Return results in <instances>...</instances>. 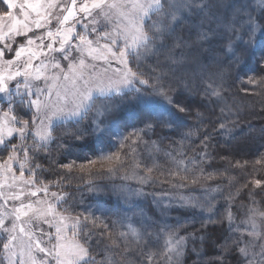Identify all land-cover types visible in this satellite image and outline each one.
Instances as JSON below:
<instances>
[{
  "label": "snow or ice",
  "instance_id": "obj_1",
  "mask_svg": "<svg viewBox=\"0 0 264 264\" xmlns=\"http://www.w3.org/2000/svg\"><path fill=\"white\" fill-rule=\"evenodd\" d=\"M0 3L9 9L0 15V20L7 16L14 21L9 26L8 33L0 30V42L9 33L27 35V32L33 30L24 22L29 20L25 8L31 9L38 17L30 23L36 29L45 27V35L51 41L45 45L43 36L30 37L27 40L28 45L34 44L35 40L40 41L37 45L39 55L45 56L47 62L41 60L38 65L33 66V60L39 59V55L29 50L28 58L17 65L15 70H11V66L20 61L25 53V45H20L14 60L4 61L9 66V71H0V150L7 152L6 159L0 161V264H96V258L90 250L87 229L90 223L98 226L99 218L91 213L73 217L59 212L56 205L63 203L65 196L56 192L49 193V184L37 180L36 171L40 169V165L32 164L33 157L30 153L46 148L54 139L53 132L57 121L80 122L93 109L97 116L103 115L112 108L107 102L108 99L113 96L123 98L126 92L134 93L131 102L153 117L157 123L165 127L177 124L182 114H187L189 109L174 99L171 87L166 86L165 77L169 70L163 67L153 68L152 72L156 74L146 79L140 68L147 57L158 54L166 46V37L175 32L176 25L183 20L185 13L190 12L193 6L205 11V0H195V3L194 0H80L79 5L78 0H0ZM260 3L264 4V0H260ZM17 7L23 12L24 21L17 20L12 14L11 10ZM52 20L57 24L55 30L47 27ZM17 24L22 27L17 29ZM244 25L249 33V39L245 43L253 46L257 33L262 29L250 15L242 23ZM77 26L80 31H77ZM237 39L241 37L237 36ZM57 43L58 47H54ZM5 48L11 50L10 44L0 47V58L3 57ZM73 52L77 55L73 56ZM228 52H233L231 43L228 45ZM49 53L52 55L49 56ZM56 53H59V57ZM88 59H102L108 68L97 71L96 65L88 63ZM167 59L171 64L178 63L172 56ZM61 60L68 62L67 69L61 65ZM112 61L119 67L112 68ZM235 62H240L239 56L235 57ZM49 69L55 71L49 72ZM109 69L112 70L111 75L108 74ZM37 81H43V86L37 84ZM248 83L258 82L249 77ZM141 86H147L151 91H146ZM205 92L221 97L220 90L211 82L207 83ZM99 98H105V102L97 105ZM3 104H7V108ZM18 104L31 111V122L15 114ZM200 115L197 113L198 117ZM152 126L151 123L146 124L148 129ZM220 128L231 131L223 123ZM95 131H103L98 121ZM141 131L143 129L124 137L120 147L123 148L124 141L127 140L135 145L136 139H140ZM187 135L191 136L193 133ZM14 136L19 143H11ZM29 137L31 144L28 143ZM144 143L147 144L146 141ZM153 150L159 151L154 142L149 151ZM131 151L135 152L136 148L131 147ZM101 152L98 160H89L88 164L96 165L99 162L101 171L114 173L117 169L111 165L113 162L121 163L119 152ZM168 155L171 156V153ZM203 155L207 157L206 152ZM172 160L175 170L168 169L167 175L181 181L173 187L183 188L186 186L183 182L189 181L188 175H181V172H188L187 163L174 157ZM256 163H264V159L257 160ZM13 164L18 167L19 175ZM105 164L109 166L105 168ZM62 167L69 172L74 167L82 172L89 171L86 165L76 166L75 161ZM134 167H143L145 175L139 176L138 180L148 183L152 180L151 174L159 165L153 162L152 166H145L136 162ZM26 170L29 173L27 179ZM190 182L197 184L199 179L193 176ZM51 183L60 186V181ZM252 183L260 186L264 181L254 179ZM206 191L209 193L206 197V208L183 196L180 200L185 206L199 207L211 212L215 199L211 194L219 189ZM41 193L45 198H40ZM49 194L52 200L47 199ZM33 197L36 199L33 200ZM249 212L247 219L241 223L250 226L251 230H241L237 226L235 230L239 235L234 243L245 259V264H264V242L259 243V250H256L257 241L264 238V231L254 218L256 215L264 218V212H257L255 208H250ZM226 218L231 227V211H228ZM100 223L103 224V221ZM41 224L54 228V232H45L40 227ZM107 227L104 224V228ZM127 228L129 231L120 232L119 236L126 238L130 234L139 243L142 239L140 230L132 224H128ZM245 236L251 239L246 240ZM185 241L186 237L181 236L178 230L165 233L163 250L160 253L149 250L146 253L147 261L149 264L157 261L158 264V261L163 260L164 264H168L173 256L181 255ZM111 243L119 246L115 240Z\"/></svg>",
  "mask_w": 264,
  "mask_h": 264
},
{
  "label": "rangeland",
  "instance_id": "obj_2",
  "mask_svg": "<svg viewBox=\"0 0 264 264\" xmlns=\"http://www.w3.org/2000/svg\"><path fill=\"white\" fill-rule=\"evenodd\" d=\"M79 2L80 0H78V5ZM231 4H233V2ZM261 5L260 0H238L235 7L240 8L243 12L244 22L248 19L249 15L253 16V12H255V10L258 11ZM227 6H230L227 0H205V11L202 12L198 7L193 6L190 12L185 13L183 20L176 25L175 32L171 36L166 37V46L162 48L158 54L149 56L142 62L140 70L145 73V78L147 79L155 75L156 73L152 72V69L160 67L169 70L165 78H170L176 73L179 74L184 66H186L185 70L189 69V66H193V68L197 69L199 72L203 70L205 67L203 63H195V66V64L193 65L190 61H183L179 58L180 55L175 51V45L173 48L168 47V45L174 43L175 38L179 35L177 31L181 28H183L184 31L180 33H186L188 37L193 34L198 35L197 41H201L202 46L205 44L203 40H208L215 33L223 36V32H225L227 28L230 29L229 27H224L226 23L224 14H222ZM7 11H9V9L0 3V15H3ZM24 11L28 12V21H24V15L20 8L17 7L11 10L17 20L28 23L29 27L33 30L27 32V35H14L9 33L5 37V40L0 42V47H4L5 44H10L11 47V50L5 48L4 55L0 58V71H4L5 73L9 71V66L4 64V61L14 60L16 51L20 45H25V53L22 54L20 61H17L16 64L11 66V70H15L17 65L28 58L29 50L39 55L40 50L37 48V45L40 44V41L35 40L34 44L28 45L27 40L30 37L43 36L45 45L51 42L45 35L47 30L45 27L36 29L34 25L30 23L31 20L38 19L36 14L28 8H25ZM43 14L42 11V15ZM233 22H235V20ZM13 23L14 21L4 16L3 20H0V30L4 33H8L9 26ZM21 27L20 24L16 25L17 29ZM47 27L55 30L57 27L56 21L52 20L51 25ZM77 31H80L79 26H77ZM261 34L262 31L258 32L255 39L260 37ZM237 36H240L241 39H237ZM248 39V29L247 26L244 25L241 34L229 36L226 48L224 49L228 51V45L231 43L233 52L228 53H230L234 59L236 56H239L240 62L245 64L247 62L246 54L248 51H251L250 49L254 46L251 47L245 43ZM101 43H103V41H101ZM194 44L196 43H192L191 46L194 47ZM54 47H58V43L54 45ZM197 49L193 51V56L199 54V49L201 50V48L198 46ZM51 55L52 53H49V56ZM55 55L59 57V53ZM76 55L77 53L73 52V56ZM169 56L174 57L178 63L171 64L167 59ZM109 59H111V57H109ZM41 60L47 62L45 56L39 55V59L33 60V66L38 65ZM179 62L185 63L184 65H179ZM60 63L67 69V61L61 60ZM88 63H94L97 71L108 68V65L102 59L95 61L88 59ZM132 66L135 68L134 64ZM116 67H119V65H117L115 61H112V68ZM51 71L55 70L49 69V72ZM111 73L112 70L109 69L108 74L111 75ZM187 74H189V72ZM181 78L182 77H174L172 81L174 80L177 82L178 79L182 80ZM183 78L187 77L185 76ZM37 84L43 86V81H37ZM178 85L183 88L181 83ZM141 87H143L144 90L147 88V86ZM149 91H151V89H149ZM133 95L134 93L132 92H126L123 98L119 96L109 98L107 102L112 105V108L110 111H105L103 115L97 116L96 110L93 109L88 113L87 118L80 122L75 120H68L66 122L57 121L56 127L58 125H63L59 138L54 142L52 140L46 148L41 149L39 152L30 153L33 157L32 164L39 165L47 161L48 164L51 165V169H56L59 173L63 172L68 175L71 174V172L80 171L79 168L74 167L72 171L69 172L68 169L62 167V165L75 161L76 166L86 165L89 169V171H85L87 175H89V178H87L88 181L90 180L93 182V180H96L99 182L96 185L94 184V186H92V188H90V190L77 202L76 206L80 207L78 213H76L75 210H73V212L70 208H67V211L64 212L65 214L72 212L77 215H88L91 213L94 217L99 218L97 220L98 226H93L90 223L87 229L90 250L92 249L96 252V264H149L146 253L149 250L160 253L163 250L164 234L175 230H178L181 236L186 237V241L181 255L179 257L173 256V259L169 261L168 264H185L187 253H191V255L194 256L197 264L201 263L204 261L202 258L204 253L203 246H201L199 242H202L203 238L198 236L199 234L196 235L192 233L191 225L179 227L178 224H173L172 219L174 215L172 212L174 209H188V211H193V213L197 212L203 214V210L199 207L193 208L185 206L183 201L180 200V197L183 196L191 199L194 203L198 202L206 208V197L209 196L206 190L210 189L208 188L209 185L204 186L207 184V181L192 172L190 174L188 172H181V175L189 176V181L183 182L186 184L183 188L173 187L174 184L180 183L181 181L179 178L168 176L167 171L168 169L175 170V165L172 160L173 157L176 160L183 159L186 163L188 162V160L185 159L187 153L185 152L184 145L182 141L174 140L170 138L171 136L169 134H166V132L169 133L170 127H165L157 123L153 117L136 107L131 102V97ZM103 102H105V98H99L97 100V105ZM0 103H2V101H0ZM3 107L7 108V104H3ZM15 114L19 118L31 122V111L19 104L16 105ZM97 121L103 129L101 132L95 131ZM148 123L153 125L151 129L146 127ZM140 129H143V131L139 133L140 139L132 137V139H136L135 145H132L131 140H127L124 141L125 146L123 148L120 147V142L124 137ZM145 141L147 144L144 143ZM89 142L95 144L96 154L93 157H90V159L82 163L77 162L74 156L69 158L66 163L61 162L62 157L68 156L70 153L77 154L78 148L87 146ZM153 142L158 146L159 151H149ZM11 143H19V141L14 136ZM28 143H32L31 137H29ZM79 143H81V146L77 147L76 145ZM131 147H135L136 151L132 152ZM101 150L104 154L119 152L121 163L113 162L111 165L117 169L114 173L109 174L106 171H101L99 162L96 165L88 164L89 160H98V157L102 154ZM168 153H171V156H169ZM6 157L7 152L0 150V161H3ZM136 162H140L145 166H152L153 162L159 165L151 174V181L148 183L139 182L138 177L145 175V172L143 167L140 169L134 167ZM108 166V164L104 165L105 168ZM13 167L16 169L17 175H19L18 167L15 164H13ZM36 173L41 174L37 180L49 184V193L53 192L50 189L52 186H54V188L56 186L46 179L44 168L40 167ZM193 176L199 179V183L192 184L190 182ZM28 177L29 173L26 170L25 178L27 179ZM73 182L78 181L75 178ZM165 186L170 189V193L157 194L159 191H155V189L159 187L164 188ZM218 194H224L223 190L219 189V191L211 195L215 197ZM40 198H45L43 193L40 194ZM32 199L35 200L36 198L33 197ZM47 199L51 200L50 194ZM249 209L250 208L243 210L240 205L235 207L231 206V209H229L233 216V225L230 227L232 230L231 236L233 238L239 235L235 230L237 226H239L241 230L245 228L251 230L250 226L241 223L249 216ZM254 218L261 226V230L264 231V218L259 215H256ZM49 219H51V217H49ZM100 221H103V224H101ZM104 224L108 226L107 229L104 228ZM128 224H132L140 230L142 239L139 243H137L136 238L130 234L126 238L119 236L120 232L129 231L127 228ZM40 227H42L45 232H54V228H49L47 224H41ZM81 238H83V236ZM245 239L248 240L251 239V237L245 236ZM113 240L119 245L118 247L111 243ZM261 242H264V238L257 241V251L259 250L258 246ZM241 246H243V244H241ZM151 264H157V261H153ZM158 264H164V261L160 260Z\"/></svg>",
  "mask_w": 264,
  "mask_h": 264
},
{
  "label": "trees",
  "instance_id": "obj_3",
  "mask_svg": "<svg viewBox=\"0 0 264 264\" xmlns=\"http://www.w3.org/2000/svg\"><path fill=\"white\" fill-rule=\"evenodd\" d=\"M227 3L230 6L222 14L227 25L224 27L230 29L227 28L223 36L215 33L208 40H203L205 44L202 46V42L197 41L198 35L188 37L186 33H180L184 31L181 28L177 31L179 35L174 43L168 45L170 48L175 45V51L183 61H190L193 65L203 63L205 67L199 72L193 66H189L187 70L184 66L182 71H185L165 78L166 86L172 89L173 98L189 109L166 134L174 140L182 141L187 153L185 159L188 160V173L192 172L206 180L207 184L204 186L209 185L210 189L218 188L224 192L215 196L211 212L203 210V214H199L188 209H174L172 212L173 224H178L179 227L191 225L192 233L203 238L199 243L203 246L204 261L198 264H245V259L234 243L237 236H231L227 213L231 206L239 205L243 210L255 208L258 212H264V184L255 186L252 183L254 179L264 181V163H256L257 160L264 159V4L251 16L260 25L262 34L255 39L254 46L246 54L247 62L243 64L236 63L234 57L224 49L229 36L241 34L244 29V14L240 8L235 7L238 0H227ZM192 43H196L195 48L191 46ZM198 46L201 50L193 56L192 53ZM184 63L179 62V65ZM185 76L187 78H183ZM172 77H182V80L175 82ZM249 77L258 83L249 84ZM209 82L220 90V98L206 94ZM146 90L149 91V88ZM197 113L201 115L198 117ZM222 123L231 131L221 129ZM62 126L55 127L53 142L59 138ZM188 133L193 135L188 136ZM76 146L80 147L81 143ZM78 149L77 154L70 153L62 157L61 162L66 163L74 156L77 162L82 163L96 154L95 144L92 142ZM205 152L207 157L203 155ZM39 165L44 168L49 182L60 181L59 187L52 186L50 189L65 196L64 202L56 205L57 210L65 216H76L72 212L65 214V209L70 208L78 213L80 207L76 206L77 202L99 182L88 181L89 175L85 171L67 175L51 169L47 161ZM39 175L41 174L36 173L37 179ZM75 178L78 182H73ZM155 191H159L157 194L170 193L167 186L156 188ZM50 198L53 199L51 195ZM91 251L95 256L96 252ZM185 264H197L191 253H187Z\"/></svg>",
  "mask_w": 264,
  "mask_h": 264
}]
</instances>
